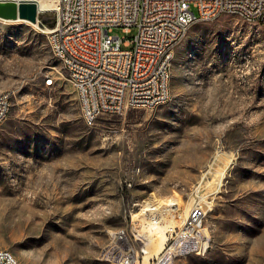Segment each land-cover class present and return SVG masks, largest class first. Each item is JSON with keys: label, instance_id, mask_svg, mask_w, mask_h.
Segmentation results:
<instances>
[{"label": "rangeland", "instance_id": "rangeland-1", "mask_svg": "<svg viewBox=\"0 0 264 264\" xmlns=\"http://www.w3.org/2000/svg\"><path fill=\"white\" fill-rule=\"evenodd\" d=\"M174 51L165 104L88 125L39 26L0 20V89L14 92L0 124V248L19 264H111L98 253L118 226L144 232L148 264L196 202L211 246L175 264H264V22L197 20ZM163 201L181 213L166 225L146 208Z\"/></svg>", "mask_w": 264, "mask_h": 264}, {"label": "built area", "instance_id": "built-area-1", "mask_svg": "<svg viewBox=\"0 0 264 264\" xmlns=\"http://www.w3.org/2000/svg\"><path fill=\"white\" fill-rule=\"evenodd\" d=\"M227 12L264 22V0H50L46 10L38 11V21L42 14L52 17L39 28L50 36L52 53L63 54L71 82L85 96L81 113L91 125L104 114L165 104L171 96L167 60L177 42L196 17L208 21ZM133 27L137 30L131 37L115 31L129 34ZM45 83H53L49 75ZM13 96L12 90L0 91V124L10 113ZM178 209L175 201L167 202L164 214ZM206 213L205 205L196 202L178 224L166 226L165 241L148 264H175L191 251L211 246ZM155 218L166 225L163 217ZM109 236L112 245L102 250L101 258L142 264L149 253L144 232L132 226L110 228ZM0 264L19 263L5 248L0 250Z\"/></svg>", "mask_w": 264, "mask_h": 264}, {"label": "bare ground", "instance_id": "bare-ground-1", "mask_svg": "<svg viewBox=\"0 0 264 264\" xmlns=\"http://www.w3.org/2000/svg\"><path fill=\"white\" fill-rule=\"evenodd\" d=\"M36 1V4H37V9L38 11H44L46 10L48 7H49V4H50V0H35ZM227 13H232V14H236V12H227ZM5 20V19H4ZM16 20H21L23 22H30L32 24H34L35 26H37L36 22H32L30 20H27V19H16ZM14 20V21H16ZM197 20H205L204 17H196V21ZM40 29V28H39ZM189 29V27H188ZM187 29V31H188ZM45 36H46V39H47V43L52 51V43H51V40H50V36L48 35V33H45V31L41 30ZM186 31V33H187ZM186 33L184 34V36L186 35ZM179 42V41H178ZM177 42V43H178ZM174 49H173V53L172 55H170V59L167 60V69H166V76H167V84H168V92H169V95H171V77H172V61H173V58H174ZM57 59H59L63 65V67L66 69L67 73H68V67L66 65H64V62H63V54H53ZM242 56V55H241ZM70 79V78H69ZM50 80L53 81L52 77L50 76ZM0 91H3L2 89H0ZM77 92V97H78V102H79V105H80V109H81V112L85 111V96H83L81 94V91H76ZM171 98V96H170ZM169 100V99H168ZM167 100V101H168ZM165 101V103L167 102ZM82 114V113H81ZM84 121L88 124V121H86V118L84 117V115H82ZM164 202V201H163ZM181 202V201H180ZM148 203V202H147ZM150 204V203H148ZM167 204V202H166ZM165 202H164V205L163 206H156V205H153V204H150L149 206H146V208L149 210H154V212L156 213L155 216L153 217H161V215H164V211H165V206H166ZM160 205V204H159ZM182 207V206H181ZM33 209L31 210V213H33ZM140 211V210H139ZM146 212V211H145ZM147 213V212H146ZM149 213V212H148ZM178 214L181 215V213L178 211L177 212ZM143 216V214H142ZM151 216V214L149 215ZM179 216V215H178ZM148 217V216H147ZM33 220L31 219L30 222H32ZM150 224H155L154 223V219L151 218L150 220ZM157 227V226H156ZM143 229V228H142ZM107 231V230H106ZM151 231H152V228H151ZM159 232V231H158ZM149 233V232H148ZM160 233V232H159ZM162 234V233H161ZM151 235V233H150ZM153 235V234H152ZM150 238V237H149ZM160 245H162V243L165 241V236L161 235L160 236ZM210 242L212 243V236H211V232H210ZM109 245H112V237L109 236V230L107 231V240L105 242V244L101 247L99 253H98V258L100 260H103V261H106V262H109L111 264H118L116 263L115 260L113 259H109V258H101V254H102V250H104L106 247H108ZM210 248V246H208L206 248V250H201L200 252L198 251H191V254L193 253H196V254H201V253H205L208 249ZM5 248H0V250H4ZM10 257H15L13 255V253L10 251ZM17 263L18 260H17Z\"/></svg>", "mask_w": 264, "mask_h": 264}, {"label": "water", "instance_id": "water-1", "mask_svg": "<svg viewBox=\"0 0 264 264\" xmlns=\"http://www.w3.org/2000/svg\"><path fill=\"white\" fill-rule=\"evenodd\" d=\"M0 18L5 20L27 19L42 27L51 23L52 17L43 15L38 21V9L35 0H0Z\"/></svg>", "mask_w": 264, "mask_h": 264}]
</instances>
